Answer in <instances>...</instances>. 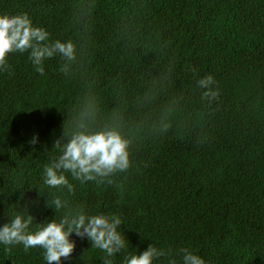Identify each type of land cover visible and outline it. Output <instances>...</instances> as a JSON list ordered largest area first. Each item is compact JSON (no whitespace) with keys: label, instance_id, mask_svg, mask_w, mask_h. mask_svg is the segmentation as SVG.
<instances>
[{"label":"trees","instance_id":"obj_1","mask_svg":"<svg viewBox=\"0 0 264 264\" xmlns=\"http://www.w3.org/2000/svg\"><path fill=\"white\" fill-rule=\"evenodd\" d=\"M22 12L72 40L77 59L65 75L57 55L41 76L14 54L0 73V224L29 200L32 231L63 215L45 205L47 189L39 195L41 174L95 97L89 130L117 124L131 166L111 183L68 174L76 191L65 198L121 217L127 246L113 264L149 244L177 264L182 248L207 264H264V0H0V14ZM208 73L219 89L211 101L197 84ZM206 211L220 221L208 238ZM72 239L63 264H104L101 250ZM43 253L0 245V264H47Z\"/></svg>","mask_w":264,"mask_h":264},{"label":"clouds","instance_id":"obj_2","mask_svg":"<svg viewBox=\"0 0 264 264\" xmlns=\"http://www.w3.org/2000/svg\"><path fill=\"white\" fill-rule=\"evenodd\" d=\"M14 54H25L34 70L41 76L46 74L45 62L59 55L65 63L58 71L67 75L70 64L77 59V45L72 40L52 39L51 33L43 26H36L27 12L0 14V73L9 70L8 58ZM216 81L208 73L200 77L198 86L204 89L203 95L209 101L219 96ZM99 111L95 97L89 99L75 119V131L67 143L58 145L59 155L43 167L42 185L39 195L44 196L47 189L50 199H45L47 207L55 212L63 210L59 219L52 218L39 224L35 231L30 230L33 216L27 211L34 201L23 205L24 211H15L7 223L0 224V245L6 248L22 244L25 251L39 246L44 250L43 258L47 264H63L76 249V240H87L92 247L101 250L104 264H113L114 258L126 248V238L119 230L122 219L116 214H88L83 207H74L65 194L76 191L73 180L84 184L95 181L111 183V177L126 171L131 166L130 140L119 130L117 124H109L99 130H89ZM39 142L38 135L29 141L31 145ZM92 186V184H91ZM93 187V186H92ZM201 189V188H200ZM23 196V193H22ZM206 219L208 238L220 229L219 216L210 211L203 212ZM182 264H207L205 259L188 248L180 249ZM167 257V264H177L170 251L149 244L138 254L125 257V264H156ZM63 258V260H62Z\"/></svg>","mask_w":264,"mask_h":264}]
</instances>
